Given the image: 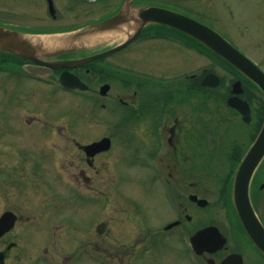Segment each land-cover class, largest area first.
<instances>
[{
    "label": "rangeland",
    "instance_id": "rangeland-1",
    "mask_svg": "<svg viewBox=\"0 0 264 264\" xmlns=\"http://www.w3.org/2000/svg\"><path fill=\"white\" fill-rule=\"evenodd\" d=\"M37 2L38 6L33 7L30 0H0V17L13 21V13H25L27 7H32L46 19V7L42 0ZM254 3L203 0V7L196 13L205 12L218 30L264 70V7ZM62 12L61 23L71 25L76 19L74 14L67 8ZM79 19L85 16L81 14ZM114 39L120 41L122 37ZM162 46L168 44L159 43L158 47ZM134 52L128 54L133 60L126 59L130 67L137 58V50ZM186 53L188 73L207 69L222 80L206 100L191 98L183 111L185 140L176 152L183 164H218V173L223 174L212 177L210 200L214 201L222 188L216 180L232 168L230 155L237 152V156H243L245 142L255 129L226 106L238 77L206 55L194 50ZM171 54L151 60L156 64L153 77H177L170 70L182 61L174 66L172 59L184 57L176 50ZM17 78L0 75V216L6 211L18 216L15 228L0 240V252L16 243L6 264H189L176 239L162 241L166 244L163 247L160 237H141L129 231L139 227L145 231L177 216L165 186L153 179L148 168L154 156H160L162 165L174 163L168 148L160 150L157 138L138 132L136 124L124 119L132 116L131 112L119 103ZM109 80L112 96L133 100L135 86L126 93L120 78ZM103 82H107V75L97 77L92 86L97 88ZM245 89L253 95L246 98L256 110L263 96L246 83ZM110 136L111 151L97 156L90 165L83 146ZM234 146L237 149L233 150ZM221 207L219 204L203 210L207 218L223 224L225 217L232 218L228 213L232 211L226 215L225 207ZM260 210L264 213V189ZM101 222L109 223L103 235L96 231ZM126 250L128 254L124 255Z\"/></svg>",
    "mask_w": 264,
    "mask_h": 264
},
{
    "label": "flooded vegetation",
    "instance_id": "flooded-vegetation-1",
    "mask_svg": "<svg viewBox=\"0 0 264 264\" xmlns=\"http://www.w3.org/2000/svg\"><path fill=\"white\" fill-rule=\"evenodd\" d=\"M30 1L33 2V7L38 6L37 0ZM239 1H255L254 4L256 6L264 7V0ZM42 2L43 6L46 7L47 21L42 18L41 13L35 11L32 7H27L25 13H13V19H11L13 21H6L0 17V26L21 32L66 34L99 24L113 17L121 10L127 0H42ZM51 4L53 9H51ZM131 6L162 7L181 12L215 27L213 20H209L210 17L205 12L196 13L197 9L203 7V0H132ZM66 8L76 18L71 25L61 23L64 17L62 11ZM92 10L94 12L91 13ZM81 14L85 16L84 20L79 19ZM37 15H40V17ZM87 16L88 18H86ZM212 16L215 18L214 15ZM123 42L125 40L115 43L111 39L105 42L100 40L95 42L94 39L80 40L75 50L48 59L54 65L43 64L42 62H29L14 54L2 53L0 75L1 73L17 75L19 78L33 79L53 88L60 87V77L64 72L77 76L80 80L87 83L90 88L92 87L91 84L100 75H107V83H110V85L112 82L109 79H111L112 75H119V72L125 71L136 75L138 84L136 90L133 91V100L119 99L122 104L129 107V111L134 113L133 116H125L124 119L136 124L137 131L141 132V134L157 138L160 143V150L168 147L174 163L167 165L150 163L148 168H151L155 181L159 182L163 177H166L164 178L165 191L171 203L176 207L177 218L167 219L152 227H146L145 231H142V227L129 228V231L139 233L141 237L144 234L160 237L161 242H166V240L170 242L173 238L176 239L179 249L184 253V260L189 264L192 261L193 264H222L227 257L234 254L242 256L243 264H253V262L255 264H264V255L252 244L250 238L241 227L237 216L233 213L234 211L228 212L232 216L231 219L228 217L224 218L223 224H226L227 228L230 227L228 228L230 231H227L226 226L222 223L214 222L212 219L207 218L203 210L208 206L214 207L219 204L220 207L223 205V207L227 208L226 202L230 199L231 176L227 173L222 176L224 178L221 177L216 180L222 188L218 195H214L217 198L211 201L212 177L216 178L218 176L219 166L213 163L183 164L179 162L178 156H176L182 141L185 140L183 130L186 128V115L182 117L176 107L184 108L187 105L191 98L192 82L200 80V78L203 79L206 76L205 69L201 74L192 75L191 72L188 73L190 65L186 62V52L191 50V39L189 37L172 28L152 23L146 26L129 46L119 52L82 66H60L65 61H76L102 54ZM159 43L168 44V46L158 47ZM134 47H137V49H134ZM134 50H137L138 54H136L137 58L134 59L132 64L133 67H130L127 65V60L129 58L133 60V55L128 54H134L136 52ZM175 50L184 57V60L172 59L174 66L179 65L178 62L182 61L179 67H172L170 70L171 74L177 77L162 80L159 83V79L151 75H154V65H156L151 60L154 61L155 57L160 54L168 56ZM172 58L174 57L172 56ZM31 68H37L44 78L41 79L30 74ZM171 74L169 73V75ZM19 78H17L18 81L21 80ZM103 84L105 83H100L98 88L100 89ZM124 85V89L128 93V88H131V84L125 82ZM213 143L215 150H217V144L215 141ZM196 145L198 144L196 143ZM153 158L155 160L158 157L154 156ZM188 159L189 157H187ZM92 164L90 162V165ZM262 167H264V164ZM263 180L264 171L263 173L258 172L251 185V198L255 210L264 224V213L260 210L264 189ZM203 200L208 201L206 206H201L200 201ZM228 213L226 211V215ZM170 225L175 226L169 229ZM209 226L219 228L220 232L226 237L227 242L222 250L197 254L192 248L191 239L197 232ZM165 245L163 243V247ZM149 247L147 243L146 250ZM128 251L126 250L124 255H127ZM141 258L142 251L139 261H141ZM138 263L140 264V262Z\"/></svg>",
    "mask_w": 264,
    "mask_h": 264
},
{
    "label": "water",
    "instance_id": "water-1",
    "mask_svg": "<svg viewBox=\"0 0 264 264\" xmlns=\"http://www.w3.org/2000/svg\"><path fill=\"white\" fill-rule=\"evenodd\" d=\"M131 4L132 0H127L121 10L113 17L102 23L66 34H30L0 26V65L2 53H11L27 61L54 65L48 59L75 50L80 40L94 39L95 42L97 40L105 42L116 36H125L127 38L125 43L108 52L79 61H65L60 66L88 64L123 49L135 40L146 26L154 23L173 28L202 44L209 51L216 54L256 84L264 94L263 69L219 32L177 11L152 6L132 7ZM51 9H53L52 4ZM61 78L63 84L73 86L74 88H88L76 76L69 73H63ZM203 83L205 85L217 86L219 79L215 75L209 74L205 77ZM109 89V85H104L101 90L102 94L106 95ZM232 92L234 96L228 100V106L236 109L243 116L246 123H252L253 117L250 105L247 101L239 97V94L243 93L241 82L234 84ZM110 148L111 140L104 138L99 142L86 146L85 151L89 157H94L101 152L108 151ZM263 160L264 123L256 140L235 174L230 189L231 204L240 220L242 228L254 246L264 255V225L255 212L250 196L252 179ZM202 204L206 205L207 201L202 202ZM17 220V215L11 211L5 212L0 217V239L15 227ZM106 229V222L101 223L97 227V231L101 235L105 233ZM191 241L194 250L199 254L205 251L216 252L226 244L225 237L216 227H208L198 232L193 236ZM13 246L14 244H11L9 249ZM0 264H5L4 253H0ZM222 264H243V258L241 255L234 254L227 257Z\"/></svg>",
    "mask_w": 264,
    "mask_h": 264
},
{
    "label": "trees",
    "instance_id": "trees-1",
    "mask_svg": "<svg viewBox=\"0 0 264 264\" xmlns=\"http://www.w3.org/2000/svg\"><path fill=\"white\" fill-rule=\"evenodd\" d=\"M263 106H264V105H263ZM263 112H264V108H263ZM260 118H261V119H260V124H261L263 118H262V116H261Z\"/></svg>",
    "mask_w": 264,
    "mask_h": 264
}]
</instances>
